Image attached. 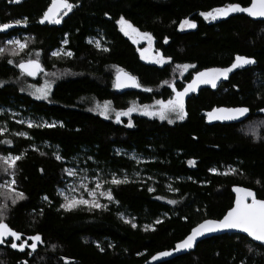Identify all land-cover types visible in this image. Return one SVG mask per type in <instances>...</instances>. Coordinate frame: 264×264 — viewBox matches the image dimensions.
Wrapping results in <instances>:
<instances>
[{"label":"trees","instance_id":"16d2710c","mask_svg":"<svg viewBox=\"0 0 264 264\" xmlns=\"http://www.w3.org/2000/svg\"><path fill=\"white\" fill-rule=\"evenodd\" d=\"M69 2L74 7L62 23L43 24L51 0H0L3 21L26 18L27 24L1 34L0 45L17 32L29 36L25 50L0 54V123L7 128L0 141H12L0 143V152L24 153L14 171L16 188L25 196L15 205L4 198L3 219L22 237L40 234L42 240L35 253L0 247V264H142L172 248L203 220L221 219L233 205L234 186L251 188L264 199V21L238 15L209 25L199 16L229 4L247 6L251 0ZM120 17L150 33L171 59L162 66L141 61L117 25ZM188 17L197 20L196 30L179 29ZM66 34L73 55L52 56ZM99 34L110 41L108 51L87 43V37ZM36 53L46 72L61 75L47 100L24 88L23 82L38 83L41 77L32 80L16 67ZM238 54L255 57L257 65L237 72L215 92L203 89L193 96L184 105L183 120L169 123L134 114L117 122L97 112L96 103L122 110L167 101L174 97L173 88L182 89L197 71L228 66ZM177 65L195 67L178 76ZM117 68L151 91L117 93ZM219 106H247L251 114L241 123L209 125L203 112ZM23 117L56 126L29 128L18 123ZM19 132L28 136L15 135ZM57 153L63 159L57 160ZM77 160L86 161L93 174L127 176L128 183L110 185L114 199L106 208L60 207L65 169ZM160 264H264V247L241 234H224Z\"/></svg>","mask_w":264,"mask_h":264},{"label":"snow or ice","instance_id":"6c2138e0","mask_svg":"<svg viewBox=\"0 0 264 264\" xmlns=\"http://www.w3.org/2000/svg\"><path fill=\"white\" fill-rule=\"evenodd\" d=\"M11 2L19 3L20 0H11ZM74 5L69 3V0H51V4L48 6L47 10L43 13L40 23H44L47 21L48 23H56L59 24L61 22V14L67 15L68 12L72 10ZM246 13L251 17H264V0H251L250 4L246 7L241 6L238 3L229 4L226 6H221L215 9H212L208 12H201L200 15L205 20H216L218 18L227 17L231 13ZM22 23H26V18L24 21L16 20L14 22H5L0 23V31H6L10 28L20 26ZM117 23L121 26V31L124 32L125 35L135 34L140 35L143 38H146L151 42L152 36L150 33H139V30L133 26L129 21H127L124 17H120ZM196 22L193 20L185 19L181 21L180 27H188L195 28ZM165 42H167V38H165ZM8 44L14 45L15 47L11 50L13 54H16V49L23 50L27 47L26 42H22L18 39H11L7 41ZM63 43H67L65 40ZM107 50V49H105ZM6 51L4 47H0V54H3ZM53 56H59L60 52L56 51L52 53ZM67 56H72L73 53L71 51H67L65 53ZM157 59L155 60L158 64H164L167 60H170L171 57H164L157 53ZM143 58V53H142ZM9 64H12V60H8ZM255 60L251 57L236 55L233 63L225 68H206L202 71H197L192 78V81L183 87V90L177 91L173 88V92L175 93L174 97L168 99L167 101L161 100L157 101V108L155 111H145L144 115L149 116H158L159 119L164 120L168 119L169 123H172L173 120L170 117H173L178 120H183L185 118L186 112L184 109V97L201 85L208 84L213 88L217 86V81L222 77L227 78L228 73L232 72L234 69L242 68L246 65L254 64ZM21 70V73L27 76H35L38 73L43 71V68L38 59H29L26 61H21L16 64ZM189 67H195L194 65H177V68H180L182 71L187 70ZM53 76L55 73L52 74ZM3 81H0V86L3 85ZM129 83L133 87H140V85L136 82L135 77L125 76L124 79L121 78V74H117V83L114 85L115 87L122 88L129 86ZM164 83H168L165 81ZM51 81H46L45 84L39 88H36L32 95L36 96L38 99H47L48 94L51 90ZM23 90V89H21ZM145 91H151L150 88L145 89ZM108 103L101 108V106L97 105V109L100 111V115L107 116L108 114ZM3 111V109H0ZM137 111L135 106L128 107L127 109H122L115 112L117 122L120 121L121 116H130L132 112ZM260 111H264L261 109ZM249 112V108L247 107H233V108H218L213 109L211 113H209V117L212 119L218 120H236L239 117L244 116ZM18 123H27L29 128L32 127H55L56 124H35L33 121H18ZM128 125H132V120L129 119ZM60 126H63L62 122ZM6 127H0V133L6 132ZM17 136L27 137V132H19L16 133ZM0 143L4 144H12L11 140H3ZM24 153L21 152L18 155L9 154L7 156L0 157V160L4 161L6 165L3 169L4 172H9L10 169H15L16 162L23 158ZM56 159L61 160V157L58 153L56 154ZM190 164L194 163V161H189ZM42 171V170H41ZM69 176H75V169H65ZM212 171H215L213 169ZM231 171L235 172L236 169H231ZM12 179L6 182L4 185L0 186L7 189V196L11 198V203L15 205L17 201L23 200L25 198L23 192H19L14 187L16 185L15 180V171H11ZM87 177L82 178L81 186L87 192V197L85 198L83 193L79 196L67 195L65 196V202L60 205L61 208L65 210H74L81 206H87L89 209H99L106 208V204H101L99 202V197H106L109 201L114 199L112 195L111 188L105 191H99L101 188V182L98 177H94L96 180V185L91 190H88L87 184L84 183ZM122 183H128V178L125 175L123 179L116 178L115 174H113V178L111 180V184L120 185ZM259 183V181H257ZM234 192L236 193L235 204L231 207L227 213L218 220L206 219L203 222L199 223L195 227H193L190 233L181 241H179L175 247L171 251H164L157 253L152 257L153 260L158 259L159 257H167L172 255L174 252H178L181 250H189L194 247L197 239L199 237L204 236L205 234L212 233L219 230L224 229H239L248 234L249 237L253 238L256 241H260L264 243V199H257L255 192L251 188L237 186L234 187ZM73 193H75V189H72ZM149 191H153V189L149 188ZM61 195H64L61 192ZM47 199V197H44ZM169 203L175 204L177 201L172 200ZM8 207L7 203H0V244L5 243V239L7 237H11L12 243L10 247L13 249H19L23 251L25 247L31 248L35 250L37 246V242H42L40 234H36L31 236L32 243L28 244L27 241H24L20 244H17L15 241L20 240L22 233L15 231L12 229L7 223H5L3 216L4 210ZM132 227H136L135 224H132ZM150 227V226H149ZM55 247V246H53ZM103 251V249H101ZM31 253H29L30 255ZM20 264H27V261H22Z\"/></svg>","mask_w":264,"mask_h":264},{"label":"rangeland","instance_id":"374dc122","mask_svg":"<svg viewBox=\"0 0 264 264\" xmlns=\"http://www.w3.org/2000/svg\"><path fill=\"white\" fill-rule=\"evenodd\" d=\"M120 28H121V26H120ZM22 36H24V35L19 34V35H16V36H13V37H10V38L6 39L5 42H4V44L3 45H0V47H4L6 49V51L4 53H10L13 56H15L17 53L21 52L22 50H20V49L17 48L16 49V54H13V52L11 50L15 46L8 44L7 41L8 40H11V39H18V40H21L22 42H24L23 39H26L27 40L29 38V36H24V37H22ZM128 36L133 41L138 40V37H139V35H135V34H130ZM95 44L96 45L94 47H97L98 48V47H101L102 42H100L99 40H96L95 41ZM23 50H25V49H23ZM116 71L118 72V71H120V69L117 68ZM186 71L187 70H183V71L180 70L178 76H181V74L183 72H186ZM60 76H58L57 73H55V75L53 76L49 72H46V73H44L41 76V79H40V81L38 83L23 82L25 84V87L24 88L27 89L28 93L32 95V93L35 91L36 88H39V87L43 86L46 81H51L52 84H51V90H50V92L48 94V97H49L52 94V91L54 89V83L56 82V80ZM32 96L35 97L36 99H38L36 96H34V95H32ZM48 97H47V99H48ZM47 99H40V100H47ZM157 101H161V100H155L152 103L145 104V105H138V104L131 105V106H135L137 108V111L132 112L130 116H132L134 114H142V115H144L143 113L145 111H155L156 108H157V105H156V102ZM105 103L106 102H104L102 104L96 103V109H97V105L101 106V108H102L105 105ZM1 109H3V107H1ZM108 109H109V111H108L107 116H103V117H105V118L112 117L115 121H117L116 120V116H115V112L116 111H119V110L118 109H115L111 103H108ZM3 111H4V109H3ZM97 112L100 114V111L98 109H97ZM15 114H18V113H15ZM130 116H121L120 117V120L122 118H128ZM146 116H149V115H146ZM149 117H158V116H149ZM170 118L171 119H175L174 116L173 117H170ZM29 120L33 121L34 123L36 122L34 119H30L28 117H23V118H21L20 121H29ZM164 120H168V119H164ZM2 123L3 122L0 123V127H4L2 125ZM7 155H9V154L8 153L7 154H1L0 157L7 156ZM5 166L6 165L4 164V161L3 160H0V174L5 176L4 178L0 179V186L4 185L6 182L10 181L13 178L12 175H11V171H14V169H10L9 172L6 173V172L3 171V169H4ZM66 169H75L76 170V175L75 176H69L68 173H67V171H65V179H64L65 185L59 189L60 190V193L61 192L64 193V195H61L62 198H63V203L65 202V196H67V195H73V194H75V195L79 196L81 193H83L84 197L85 198H88L87 197V192L81 186V180L84 177H87V179L84 180V183L87 184L88 190H91L96 185V180L94 179V177H98L99 180H100V182H101V188L99 189V191H105V190L111 188L110 185H111V180H112L113 177L112 178L111 177L109 178L108 176H105V174H102L101 172L99 174H97V173L96 174H93V172H95V169L90 168L87 165L86 161L77 160L75 164H72V165L68 166ZM116 178L120 179L117 176H116ZM14 187L16 188V185ZM72 189H75L76 190L75 193H73ZM16 190H17V188H16ZM7 191H8L7 189H5L3 187H0V203H5V199L4 198H10L9 196L6 195L7 194ZM112 195H113V193H112ZM112 201H109L106 197H99V202L101 204L108 205Z\"/></svg>","mask_w":264,"mask_h":264},{"label":"water","instance_id":"95a60500","mask_svg":"<svg viewBox=\"0 0 264 264\" xmlns=\"http://www.w3.org/2000/svg\"><path fill=\"white\" fill-rule=\"evenodd\" d=\"M242 6V5H241ZM248 6V5H247ZM244 7H246V6H244ZM47 10V9H46ZM238 15H244V16H246V17H248V18H250V19H252V20H254V21H264V17H256V18H254V17H251V16H249L248 14H246V13H231L229 16H227V17H225V18H230V17H233V16H238ZM44 24H49L47 21H45L44 22ZM24 27V24L22 23L20 26H16V27H13V28H10V29H8V30H6V31H0V34H4V35H6V34H8V33H10L11 31H14V30H18V29H21V28H23ZM142 53H143V58H142ZM238 55H241V56H246V57H251V58H253L254 60H255V63L254 64H251V65H246V66H244V67H242V68H237V69H234L232 72H230V73H228V76H227V78L225 79V78H221L220 80H218L217 81V86L215 87V88H213L211 85H208V84H201V85H199L196 89H195V91H192V92H189L185 97H184V105H186L187 103H188V101L193 97V96H197V95H199V93L203 90V89H210V90H212V91H217L220 87H221V85H223L224 83H226V82H228L230 79H231V77L234 75V74H236L237 72H239V71H242V70H245V69H248V68H251V67H254V66H256L257 65V60H256V58L255 57H252V56H247V55H242V54H238ZM146 56H150V50L149 49H147V48H144V49H142L141 50V58L142 59H144ZM235 59V58H234ZM234 61V60H233ZM233 61L228 65V66H230L232 63H233ZM147 62H149V60L147 61ZM41 64V63H40ZM41 66H42V68H43V71L42 72H40V73H38L37 75H35V76H29V77H31V78H37V77H39L41 74H43L44 72H45V68H44V66L41 64ZM228 66H211V67H208V68H225V67H228ZM206 69V68H205ZM202 70H204V69H202ZM202 70H200V71H202ZM118 73H120L121 74V78L122 79H124L125 78V76H131V77H135L134 75H132L130 72H128V71H126V70H124V69H120V71H118L116 74H115V84L117 83V74ZM136 78V77H135ZM192 81V79L189 81V82H187L185 85H187L188 83H190ZM136 82L139 84V82H138V79L136 78ZM140 85V84H139ZM177 91H181V90H183V88L182 89H178V88H175ZM145 90V88H143L141 85H140V87H133V86H131V84L129 83V86H127V87H122V88H118V87H115V91L117 92V93H125V92H128V91H144ZM174 95H175V93H174ZM233 107H247V106H219V107H215V108H213V109H218V108H233ZM247 108H249V107H247ZM213 109H211V110H209V111H206V112H203V114H204V116H205V120H206V122L209 124V125H214V124H232V123H241V122H244V121H246L248 118H249V116H250V114H251V110H250V108H249V112L247 113V114H245L244 116H242V117H239L238 119H236V120H218V119H212V118H210L209 117V113H211L212 111H213ZM234 187H237V186H234ZM234 187H233V189H234ZM241 187H244V186H241ZM247 188V187H246ZM232 189V191H233V194H234V202H233V205H232V207L234 206V204H235V198H236V193L234 192V190ZM253 190V189H252ZM254 191V190H253ZM255 192V194H256V197H257V199H261V198H258V196H257V193H256V191H254ZM227 213V212H226ZM209 219H212V220H218V219H213V218H209ZM206 220V219H205ZM204 221V220H203ZM202 221V222H203ZM6 223V222H5ZM201 223V222H200ZM199 224V223H198ZM197 224V225H198ZM195 227V226H194ZM13 229V228H12ZM190 233V232H189ZM188 233V234H189ZM241 234V235H244V236H246V237H248L250 240H252L254 243H256V244H259V245H261V246H263L264 247V243H262V242H260V241H256V240H254L253 238H251V237H249L248 236V234L247 233H245V232H243V231H241V230H239V229H224V230H219V231H215V232H212V233H208V234H205L204 236H202V237H199L198 239H197V242L195 243V245H194V247L193 248H191V249H189V250H181V251H178V252H174V253H172V255H170V256H167V257H159L158 259H156V260H153L152 259V257L153 256H155L157 253H160V252H164V251H171L174 247H175V245L179 242H176L175 244H174V246L172 247V248H170V249H167V250H161V251H158V252H156V253H154L153 255H151L146 261H144L142 264H160V263H163V262H166V261H168V260H171V259H173V258H175V257H178V256H181V255H185V254H187V253H190V252H192V251H194L195 249H196V247L198 246V244L201 242V241H203V240H205V239H207V238H211V237H213V236H218V235H224V234ZM187 234V235H188ZM186 235V236H187ZM185 236V237H186ZM22 237V236H21ZM31 237V236H30ZM30 237H28V239L30 238ZM184 237V238H185ZM183 238V239H184ZM10 239H13V238H11V237H7L6 239H5V241H8V240H10ZM21 239V238H20ZM183 239H181V240H183ZM30 241H31V239H29ZM180 240V241H181ZM19 241L20 240H17V241H15L17 244H19ZM32 242V241H31ZM5 244V243H4ZM4 244H0V246L1 245H4ZM29 244V243H28ZM40 244H41V242H37V246H36V248H35V250H32L31 248H28V247H25V249L23 250V251H20L19 249H13V248H11V249H13V250H16V251H20V252H25L27 249H29L32 253H35L38 249H39V247H40Z\"/></svg>","mask_w":264,"mask_h":264},{"label":"flooded vegetation","instance_id":"af4514ba","mask_svg":"<svg viewBox=\"0 0 264 264\" xmlns=\"http://www.w3.org/2000/svg\"><path fill=\"white\" fill-rule=\"evenodd\" d=\"M70 3V2H69ZM51 4V3H50ZM80 5V4H79ZM71 12V11H70ZM70 12H68L67 13V15H63V14H61V16H62V18H61V22L60 23H62L64 20H65V18L68 16V14L70 13ZM201 13V12H200ZM200 13H199V16L200 17H202L201 15H200ZM191 17V16H190ZM190 17H188L187 19L188 20H193V21H195L196 22V27L195 28H188V27H184V28H181L180 26H179V29L180 30H182V31H186V32H188V31H194V30H196L197 29V27H198V22H197V20L196 19H194V18H190ZM203 18V17H202ZM120 19V18H119ZM118 19V20H119ZM204 19V18H203ZM225 19H228V18H225V17H222V18H218V19H216V20H205L209 25H213V24H217V23H219L221 20H225ZM117 20V21H118ZM5 22H9V21H3L2 20V18H1V16H0V23H5ZM11 22H14V21H11ZM59 23V24H60ZM24 24V27H26V23H23ZM53 24H56V23H53ZM117 25H118V27H119V29H120V31H121V28H120V25L117 23ZM22 29V28H21ZM15 31V30H14ZM13 31H11L10 33H12ZM122 33H123V35L124 36H126V38L127 39H129L133 44H134V46H135V48H136V51L138 52V54H139V56H140V60L141 61H143V62H145V63H148V64H153V65H160V66H162L163 64H158V63H156L155 62V60L158 58L157 57V53H159L160 55H162V56H164L163 55V51L160 49V48H158V46H157V42H156V39H154L153 37H152V40H151V42H149V40L148 39H146V38H143L142 36H140L139 35V37H138V40H136V41H133L128 35H125L124 34V32L123 31H121ZM10 33H8V34H6V35H9ZM139 33H141V31H139ZM19 34H21V33H19V32H17V33H14V34H12V35H10L9 37H7L6 39H8V38H10V37H13V36H16V35H19ZM1 35V34H0ZM22 35H24V36H27L26 34H22ZM24 36H22V37H24ZM65 40H67V43H63ZM95 40H99L100 42H102V45H101V47H100V49L101 50H105V49H107V51L110 49V47H109V43H110V41L109 40H107L106 39V37L103 35V34H99V35H91V36H89V37H87V39H86V41H87V43L88 44H90V45H92V46H95L96 44H95ZM23 41L24 42H26L27 43V40L26 39H23ZM69 44V41H68V34H66V36H65V38L62 40V42H61V45L59 46V47H56L55 49H53V50H51L50 51V54L52 55V53L53 52H56V51H59L60 52V55L59 56H67V55H65V53L67 52V51H71L72 53H73V51L71 50V49H69V48H67V45ZM27 48V47H26ZM25 48V49H26ZM144 48H147V49H149L150 50V56H146L144 59H142L141 58V50L142 49H144ZM23 51V50H22ZM38 55V53H36L35 54V56H34V58H27L26 60H29V59H36V56ZM53 56V55H52ZM25 59L24 60H21V61H26ZM149 60V62H147ZM20 61V62H21ZM41 62V61H40ZM167 62V61H166ZM42 63V62H41ZM45 68V67H44ZM20 70V69H19ZM20 72H21V70H20ZM45 72H46V69H45ZM44 72V73H45ZM43 73V74H44ZM43 74H41L39 77H41ZM24 75V74H23ZM25 76H27V75H25ZM39 77H37V78H31V77H29V76H27V78H30V79H32V80H36V79H38ZM114 85H115V81H114ZM114 90H115V86H114ZM121 94V93H120ZM0 109H1V106H0ZM121 121V120H120ZM2 153L0 152V155H1ZM8 154H11V153H8ZM24 241H27V243H29V244H31L32 242L28 239V238H24V237H21V239H20V241H19V244L20 243H22V242H24ZM12 243V239H10V240H8V241H5V244L4 245H1L0 247H5V248H10V244ZM29 250L27 249L25 252H28ZM29 252H31V251H29Z\"/></svg>","mask_w":264,"mask_h":264},{"label":"bare ground","instance_id":"6f19581e","mask_svg":"<svg viewBox=\"0 0 264 264\" xmlns=\"http://www.w3.org/2000/svg\"><path fill=\"white\" fill-rule=\"evenodd\" d=\"M44 24V23H43ZM232 234V233H231ZM252 241V240H251ZM29 250V249H28ZM30 251V250H29Z\"/></svg>","mask_w":264,"mask_h":264}]
</instances>
